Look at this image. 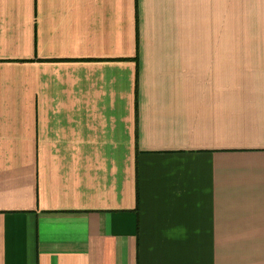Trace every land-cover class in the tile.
<instances>
[{
  "label": "crops",
  "instance_id": "0c3cea01",
  "mask_svg": "<svg viewBox=\"0 0 264 264\" xmlns=\"http://www.w3.org/2000/svg\"><path fill=\"white\" fill-rule=\"evenodd\" d=\"M0 264H264V0H0Z\"/></svg>",
  "mask_w": 264,
  "mask_h": 264
},
{
  "label": "trees",
  "instance_id": "16d2710c",
  "mask_svg": "<svg viewBox=\"0 0 264 264\" xmlns=\"http://www.w3.org/2000/svg\"><path fill=\"white\" fill-rule=\"evenodd\" d=\"M34 42H35V37H34Z\"/></svg>",
  "mask_w": 264,
  "mask_h": 264
}]
</instances>
